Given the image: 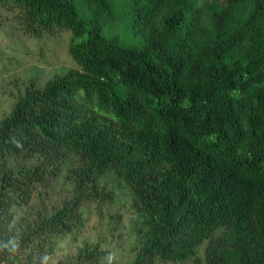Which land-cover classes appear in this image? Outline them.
I'll return each mask as SVG.
<instances>
[{"label": "trees", "instance_id": "trees-1", "mask_svg": "<svg viewBox=\"0 0 264 264\" xmlns=\"http://www.w3.org/2000/svg\"><path fill=\"white\" fill-rule=\"evenodd\" d=\"M3 12L34 37L71 31L79 70L0 119V264H50L115 180L137 213L126 264L205 242L206 264H264V0H0V26ZM106 255L85 241L59 264Z\"/></svg>", "mask_w": 264, "mask_h": 264}, {"label": "rangeland", "instance_id": "rangeland-1", "mask_svg": "<svg viewBox=\"0 0 264 264\" xmlns=\"http://www.w3.org/2000/svg\"><path fill=\"white\" fill-rule=\"evenodd\" d=\"M2 15L5 17L2 16L0 26V119L10 113L27 88L42 89L55 77L79 70L70 52L71 31L63 29L42 38L34 37L23 31L13 15L7 12ZM100 183L104 186L106 182L101 180ZM111 185L108 191L113 187V192L106 201L92 202L88 206L83 229L56 240L50 264H59L78 253L85 241L101 244L107 251L98 264H126L135 259L137 213L132 196L123 183L115 180ZM57 189L69 192L65 184H59ZM206 245L207 242L200 246L192 258L177 264H206Z\"/></svg>", "mask_w": 264, "mask_h": 264}]
</instances>
